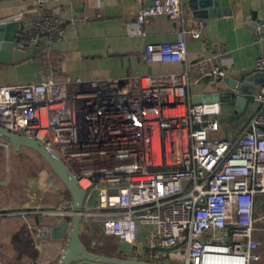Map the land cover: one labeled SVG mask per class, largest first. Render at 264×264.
Here are the masks:
<instances>
[{
	"label": "built area",
	"instance_id": "2783aa9c",
	"mask_svg": "<svg viewBox=\"0 0 264 264\" xmlns=\"http://www.w3.org/2000/svg\"><path fill=\"white\" fill-rule=\"evenodd\" d=\"M44 4L33 1L27 35L22 11L4 19L18 21L19 45L28 42L39 52L64 34L62 20L45 13ZM158 13L177 23L180 37L147 42L143 58L184 60L185 36L198 38L204 25L192 18V27L184 26L182 0L141 6L126 22L127 32L144 35L145 23ZM255 28L263 44L255 68L264 71V17ZM208 74L226 70L216 66ZM192 79L184 71L103 79L48 74L0 83V125L42 140L77 178L85 190L81 232L92 246L113 237L112 255L126 240L137 246L133 257L143 260L215 264L222 256L250 264L260 258L253 230L255 200L264 195V85L247 120L223 135L220 102L192 100ZM47 209L71 216V195ZM140 236L149 239L151 252Z\"/></svg>",
	"mask_w": 264,
	"mask_h": 264
},
{
	"label": "crops",
	"instance_id": "0c3cea01",
	"mask_svg": "<svg viewBox=\"0 0 264 264\" xmlns=\"http://www.w3.org/2000/svg\"><path fill=\"white\" fill-rule=\"evenodd\" d=\"M33 1L0 0V20L22 11L23 33L27 35L32 28L29 9ZM151 2L45 0L42 10L62 20L63 36L50 43L48 52H39L28 42L19 45L21 37L16 34L10 60L0 62V83L39 80L48 74L103 79L186 71L193 78L188 86L190 98L219 101V131L223 135L235 133L257 105L253 96L264 85V71L255 68L263 47L255 24L264 17V0H182L184 26L190 29L192 18L202 20L204 26L198 38L185 36V59L177 62L143 58L147 42L180 37L179 26L168 15L151 16L144 25V35H130L126 30V22ZM216 66L223 67L226 74H208ZM1 187L0 264H51L65 237H52L50 229L64 218L47 208L69 192L63 187L37 193L32 180L17 187L7 183ZM263 212L264 195H259L253 236L260 243L255 249L260 258L253 262L263 260L261 264Z\"/></svg>",
	"mask_w": 264,
	"mask_h": 264
},
{
	"label": "water",
	"instance_id": "95a60500",
	"mask_svg": "<svg viewBox=\"0 0 264 264\" xmlns=\"http://www.w3.org/2000/svg\"><path fill=\"white\" fill-rule=\"evenodd\" d=\"M17 29L18 21L0 20V62L10 60ZM0 139L12 144L15 149L27 147L40 154L71 195L73 202L72 215L58 221L50 229L52 237H65V243L61 252L51 264H71L79 260L112 262L116 264H166L133 257L137 255V246L126 240L116 243L118 255L102 254L89 249L81 239V220L85 190L78 183L77 178L70 174L67 166L55 156L51 148L42 140L34 136L15 132L1 125ZM158 248L168 249L167 247Z\"/></svg>",
	"mask_w": 264,
	"mask_h": 264
},
{
	"label": "rangeland",
	"instance_id": "374dc122",
	"mask_svg": "<svg viewBox=\"0 0 264 264\" xmlns=\"http://www.w3.org/2000/svg\"><path fill=\"white\" fill-rule=\"evenodd\" d=\"M0 142H2V144L0 143V195L4 194L1 187L4 183H7L8 186L14 185L17 187L19 184L25 185L28 180L35 183L38 188L37 193L63 190V183L40 154L27 147L15 149L12 144L2 139H0ZM56 204H58V199L54 205ZM139 239L141 245L145 246L144 250L147 253L151 252L153 248L149 247V239L141 236ZM103 240L114 239L113 237H106ZM95 249H99V247L97 246ZM261 262L263 260L256 263L252 261V264H261Z\"/></svg>",
	"mask_w": 264,
	"mask_h": 264
},
{
	"label": "trees",
	"instance_id": "16d2710c",
	"mask_svg": "<svg viewBox=\"0 0 264 264\" xmlns=\"http://www.w3.org/2000/svg\"><path fill=\"white\" fill-rule=\"evenodd\" d=\"M66 192H68V190L66 189ZM81 239L83 241V243L91 250L98 252V253H102V254H112L113 249H114V240H102L101 243H99L97 246L99 247V249H95L97 248V246H91L90 243L88 242L87 236L85 234H81ZM95 249V250H94Z\"/></svg>",
	"mask_w": 264,
	"mask_h": 264
},
{
	"label": "bare ground",
	"instance_id": "6f19581e",
	"mask_svg": "<svg viewBox=\"0 0 264 264\" xmlns=\"http://www.w3.org/2000/svg\"><path fill=\"white\" fill-rule=\"evenodd\" d=\"M213 261L215 264H241L242 263L240 258L229 260L222 256L216 257Z\"/></svg>",
	"mask_w": 264,
	"mask_h": 264
}]
</instances>
